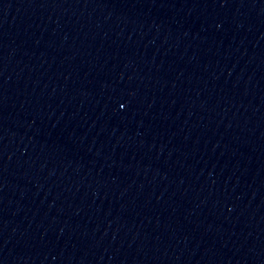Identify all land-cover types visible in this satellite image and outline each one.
<instances>
[{
	"label": "water",
	"instance_id": "obj_1",
	"mask_svg": "<svg viewBox=\"0 0 264 264\" xmlns=\"http://www.w3.org/2000/svg\"><path fill=\"white\" fill-rule=\"evenodd\" d=\"M0 264H264V0H0Z\"/></svg>",
	"mask_w": 264,
	"mask_h": 264
}]
</instances>
